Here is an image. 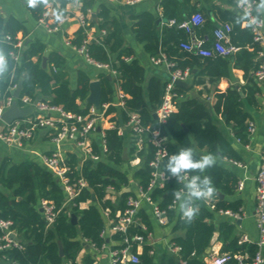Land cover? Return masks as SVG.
Wrapping results in <instances>:
<instances>
[{"label": "trees", "instance_id": "trees-1", "mask_svg": "<svg viewBox=\"0 0 264 264\" xmlns=\"http://www.w3.org/2000/svg\"><path fill=\"white\" fill-rule=\"evenodd\" d=\"M76 2L77 0H57L53 10L54 25L58 24L61 18L69 16L67 6ZM82 2V12L87 16V9L92 2L90 0ZM189 2L190 0H185V3ZM160 4L161 16L146 13L139 17L135 28L137 39L145 44V50L151 57H158L161 53L165 54L167 61L174 64L172 71L189 69L191 72L196 69L197 72L193 75V86L205 88L208 84H216V103L213 106L215 116L223 118L234 131L236 138L242 143H247V123L251 115L245 110L241 90L247 95L246 103L256 106V95L260 92V86L253 77V73L260 68L261 62L256 61V58L262 49L255 42L252 29L242 26L243 18L240 16L214 8L212 10L214 18L219 16L222 23L232 25L231 45L240 50L229 57L217 59L200 57L179 47L180 41H187L188 36L176 26L166 27L175 33L171 45H161L158 20L161 17L164 18L165 24L169 26L170 20L181 22L184 15L182 13L183 4L179 0H163ZM30 6L38 20L44 17L47 11L44 1H38L37 4ZM197 11L206 13L195 7L192 9L193 13ZM100 16L103 22L98 26L99 36L96 41L89 40L88 31L93 25H88L80 27L71 43L80 48L86 41H89L87 45L89 57L98 63L109 64L111 69L118 73V77L114 80H110L106 73L99 75L98 78L103 85L101 105L114 103L116 89L119 87L127 96L126 108L138 113L144 126L152 131H160L163 137H167V147L171 152L176 153L177 146L189 147L195 142L199 149L207 148L209 153L238 162L240 156L237 150L220 128L214 124L206 105L198 99L179 100L176 111L169 115L164 124L154 119V113L163 103L168 82L152 78L145 86V67L133 59V53L130 50H123L121 23L114 19L110 20L107 9H103ZM256 16L260 19L259 13H256ZM204 17L205 22L202 26L214 31L216 27L210 24V16L208 15L207 18L209 22L205 14ZM104 31L105 35L102 34ZM20 32H23L24 39H26V32L16 20L5 19L0 14V51H3L7 61L6 69L0 75V103L13 97L14 90L23 79L18 99L20 107L25 106V98L34 103L41 96V104L59 108L66 114L88 116L92 107L86 102L90 92V76L84 72L79 73L77 88L72 90L69 78L60 69L65 60L58 54H51L48 58V66L43 68L45 45L35 40L26 47L24 45L22 48L15 47L21 41L18 39ZM207 46L210 44L207 43ZM16 56L19 57L18 60ZM232 61H234L235 68L244 71L247 84L240 89L230 85L222 90L223 87L220 89L219 83L221 80L230 79L229 64ZM190 90L179 86L174 87V91L180 97H185ZM116 112H119L118 108L111 106L108 114ZM123 117L126 121L125 114ZM28 119L34 120V116ZM73 122L68 121V123ZM78 126L81 127L80 124ZM104 134L107 149L105 155L102 154L100 146L93 143L94 152L102 155L101 161L94 163L86 159L80 165L78 157L74 154L67 155L64 161V165L70 169L67 175L70 185L76 184L79 180L87 184L85 187L78 188V195L71 201L67 200L66 190L62 189L63 185L57 181V177L48 168L33 162L17 165L12 159L0 156V219L13 222L12 229L21 239L22 245V248H9L1 251L0 264H78L77 257L84 248V242L96 249H102L106 245L105 233L108 219L117 220V214L124 213L128 208L129 200L139 197L135 192L125 189L130 186L131 179L121 167L136 157L141 158L142 164L135 168L132 177L143 191H147L153 172L150 163L154 159L156 148L148 143L147 147L139 150L134 137L127 146L126 137L120 134L118 128L106 129ZM126 148H128L129 158L127 161L124 160ZM193 174L197 173L189 175ZM200 175L212 177L216 188V194L213 196L216 204L215 209H211L207 206L200 207V203L197 202L199 214L191 224L181 219L179 207L170 208L174 201L172 191L181 187L175 179H169L164 187L149 192V196L158 207L166 211L169 219L168 225L173 224L172 233L175 237L171 242L181 248L180 257L164 256L161 264H179L180 260L185 264H207L205 260L207 250L216 233L219 234L218 240L222 244L221 253L230 256L228 264H238L237 256L253 258L258 251L257 245L241 243L233 221L225 219L218 224L214 222L220 210L241 213V201L229 202L219 196V194L225 197L234 195L239 182L237 175L218 164ZM110 189L119 192L116 202L108 198ZM93 196L95 200L92 199ZM90 201L91 205L83 209L82 205ZM43 202L54 207L55 218L52 225L48 224L44 211L40 210ZM73 215L77 217V224L72 223ZM137 218L138 223L131 226L128 233L131 237L143 236L148 242L149 234L153 232L150 217L145 210L140 209ZM143 226L147 228L146 232L142 229ZM124 238L125 235L122 233L113 235V240L118 243H121ZM148 243L143 245V252L139 254V243L133 241L132 253L139 256L140 262L126 261L125 264H154V256L151 254L152 246ZM60 245L64 251L63 257L60 255ZM124 247L125 245H119L113 247V250H120ZM85 264H93V261L86 258Z\"/></svg>", "mask_w": 264, "mask_h": 264}, {"label": "crops", "instance_id": "crops-1", "mask_svg": "<svg viewBox=\"0 0 264 264\" xmlns=\"http://www.w3.org/2000/svg\"><path fill=\"white\" fill-rule=\"evenodd\" d=\"M82 1L83 0H77L76 3L68 5L67 11L69 13V16L67 17L66 21L59 25L58 30L50 31L47 28V25H50V27L52 28L57 25H54L53 11L44 20V23V21H42L41 19L38 20L32 13L30 6L32 4L29 3V0H0V14L5 19L16 20L23 28V31L26 32V39H24L23 32H20L18 35V39L23 42L24 47H26L30 42L39 40L46 47L45 57L47 58V66L48 58L51 54H58L65 60L64 65L61 66L60 69L69 78L72 90H75L77 88L78 76L81 72L89 75L91 81L99 80L98 77L101 73L111 75V80H114L115 78V76H113L111 72L107 70L97 69L96 67L91 65L83 57V55L79 54L76 51L75 46L72 43V45L67 44V41L72 42V40L75 38V34L81 27L79 16L83 14ZM90 1L92 2V4L87 9V19L89 25L93 26L88 33L89 40H97L99 36L98 26L103 22L100 13L103 9H107L110 14V20L114 19L121 23L123 31L122 38L124 41L123 50H130L133 53V59H136L146 69V78L144 85L146 86L148 81L152 78H159L163 82H169L171 77V69L166 67V65L164 64H153L151 62L150 54L145 50V44L137 39V35L135 33L136 24L141 15L146 13L157 14L160 16L162 15L160 1L144 0L136 5H127L123 0ZM179 1L183 4L182 13L184 15V19H187L192 15V9L195 7L206 12L204 14L207 21L208 15L210 16V24L215 28L219 24H222V19L219 16H216V18H214L212 16V10L214 8H219L222 11H229L243 18L242 26L246 28L245 17L243 13L238 9L237 4L234 2V0H190L189 3H185V0ZM257 13L260 14V19L264 20V12L257 11ZM160 21L161 22L158 23V35L161 45H171L175 33L170 31L169 29H166V27L170 26H167L165 24L166 20L164 18L161 17ZM105 34L106 32L103 35ZM195 34L198 37H207L209 38V41L213 40V31L205 26H202L200 29H196ZM259 46L262 48L260 52H264V47H262L260 44ZM114 58H116V56H114ZM256 61H260L261 64L264 63V56H260L258 54ZM232 63L235 80L231 79V77L229 80H221L219 83V88L221 89L223 87L222 90H225L230 85H234L238 89H240L247 84L244 78V71L242 69L235 68L234 61H232ZM196 72V69L191 71L189 77L184 81L188 84L187 89L191 90L185 94V97H180L179 100L181 101L185 98H195L206 105L207 109L211 113L214 124L218 128H220V130L223 132L228 141L233 145V147L237 150L240 156V160L236 162L237 164H234L233 161L224 159L218 155L216 164L233 171L237 175L239 182H244V187L242 190H238L236 188L234 195L230 197L224 196L223 198L229 202H242L240 213L241 218L234 221L231 217L218 213L214 222L215 224H218L220 221H223L225 219L233 221L235 223L236 234L240 237V239L245 238L246 241L244 243L256 244L259 239V231L256 224V177L259 172L262 157L264 155V82L256 81L260 86V92L256 95V106H251L246 103L247 95L241 90L242 98L245 102V110L251 115L249 122H254L256 125V131L252 135V137L248 138L247 143H242L236 138V136L234 135V131L225 123L224 119L217 117L214 114L213 106L216 103V84H208L205 88L201 86H193V75ZM39 97L40 101L41 96ZM30 107H33V113L25 117L24 119L19 120L20 122H26L31 116H34L36 118L42 115H46L48 117H52V119L54 120H58L60 118V114L57 112L40 110L35 102L32 104H27L21 108L27 109ZM5 126L6 125L4 123H0V133L4 131ZM99 129L100 130H97L92 134L90 140L92 144L96 143L101 147L103 143V133H105L106 129H109V122L103 121ZM123 133L126 137V145L129 146L133 136L126 125L123 127ZM147 144L148 142L145 141L142 149L147 147ZM58 147L64 157H67V155L69 154L76 155L78 157L80 165L83 163L86 157L84 151L85 149L79 146L78 141L74 138L63 139ZM58 147L57 144H55L54 141L50 138L49 131L45 129L36 132L32 139L25 140L22 146H9L5 144L4 141L0 138L1 158L8 157L12 159L14 164L17 165L25 162H33L42 167H46L44 164V157L52 154V152L56 151ZM191 147L196 150L197 155L209 153L207 148L199 149L195 142H193ZM179 149L180 147L177 146L176 151H178ZM126 150L128 154V148H126ZM141 164L142 159L136 157L131 161H128L121 167L122 171L127 172L131 179L130 186L125 187V189L135 192L137 196H139V185L137 182L133 181L132 176L135 168L140 166ZM57 181L59 182L58 178ZM118 196L119 192L110 189L108 198L116 202ZM90 205L91 201L83 204L82 208L86 209ZM141 209L147 212L153 227V232L150 233L151 237H149L148 241L152 246L154 264H161L162 258L164 256H177L176 253H173L170 250V245L171 243H173L171 241L173 237H175V235L172 233L173 224H167L165 226L159 224L154 217L153 206L149 203L143 202L141 205ZM110 228V220L108 219L107 231L105 233L106 245L102 249H96L87 242H84V248L77 257L78 264H85L86 258L91 259L93 261V264H113V247L119 246L120 243L113 240L114 234L111 232ZM218 237L219 234L216 233L212 240L210 248L207 250V256L205 258L207 264H212V257L222 254V244L221 242H219ZM138 252L139 254L143 252L142 244L139 245Z\"/></svg>", "mask_w": 264, "mask_h": 264}, {"label": "built area", "instance_id": "built-area-1", "mask_svg": "<svg viewBox=\"0 0 264 264\" xmlns=\"http://www.w3.org/2000/svg\"><path fill=\"white\" fill-rule=\"evenodd\" d=\"M38 1H44L46 3L47 11L44 17L41 19L44 21L49 14L53 11V7L57 4V0H36L33 4H37ZM127 5H136L141 3L144 0H123ZM160 3L163 0H159ZM237 4L238 9L245 14H248V19L251 20L255 18L256 22L251 23L250 27L255 34V42L264 47V20L258 19L256 16L257 9L255 8L257 3L260 0L250 1L247 5H240L238 0H234ZM67 17L61 18L59 23L55 27H50L47 25V28L50 31H56L59 28V25L66 21ZM79 22L81 27H87L89 25L87 16L81 14L79 16ZM205 22L204 14L200 11L193 13L189 18L184 19L181 22L176 20H170L168 25L170 27L176 26L179 30L185 32L188 36L187 41H181L179 47L189 53L194 55L217 59L220 57H229L239 51L238 48L231 45V33L232 25L230 23H222L216 26L213 31V40L209 41L207 37H198L195 34L196 29L200 28ZM45 23V21H44ZM248 23V20H245V24ZM89 33V31H88ZM103 34L105 33L102 32ZM89 41H86L84 45L80 48L75 47L76 51L83 55V57L94 67L101 70H107L111 72L113 76L118 77V73L111 69L109 64H102L92 60L88 55V45ZM207 43L210 46H207ZM68 45H72L71 41H67ZM23 42L19 41L15 47L22 48ZM260 56H264V52L259 53ZM19 57L16 56V60ZM151 62L155 65L164 64L169 69L174 67V64L167 61L165 54L161 53L158 57H151ZM190 70L185 71L171 70V77L165 89L163 96V103L161 107L156 112L158 115V120L160 123L164 124L171 113H173L177 108V102L180 99V96L174 91L176 81H185L189 75ZM254 78L258 82H264V63L260 65V68L254 72ZM126 98L127 96L121 91L119 87L116 89V100L114 103H106L101 105L100 109H96L94 106L91 107L90 113L86 117L76 116L71 114L64 113L61 109L55 107H49L47 105L37 104L40 110L57 112L60 114L58 120L52 119L46 115L39 117H34V120H27L26 122H15L12 125H7L3 122L2 116L4 112L11 106L14 101V97L8 98L0 103V123H4L5 129L0 133V138L4 141L5 144L9 146H22L25 140H30L34 137L36 132L40 130H48L49 135H55L51 139L57 144V147L61 141L65 138H74L78 141L79 146L83 147L85 150L86 157L84 160L89 159L94 163L101 161L102 155L96 154L93 150V144L91 143V136L95 133L103 121L109 122V129L118 128L121 135H124L123 128L120 127L119 116L125 114L126 121L125 125L129 128V131L132 133V136L135 138L137 146L141 150L145 141L151 143L156 148V153L154 159L151 161L150 166L153 168L152 178L150 186L147 191H143L139 187V197L137 199L131 198L128 203V208L124 213L117 214V220H110L111 232L122 233L125 235L124 240L120 245H125L123 249L113 250V264H125L126 261L139 263V256L132 253V242L137 241L139 245H144L148 243L145 241L143 236H133L131 237L128 233V230L131 226L138 223V211L141 209L143 202L149 203L153 206V214L159 224L165 226L168 224V217L166 211L161 210L157 203L154 202L149 196V192L153 191L156 188L164 187V184L169 180L161 175L163 172L162 164L166 161L167 157L171 154L168 147V138L163 137L160 131H152L149 127L143 125L141 117L138 113L129 111L126 108ZM30 99L25 98L24 104H32ZM111 106L118 108L119 112L108 114V111ZM123 113V114H122ZM124 118V117H123ZM112 119H115L114 121ZM74 121L73 123H68V121ZM81 127L78 126V124ZM124 125V126H125ZM256 131V125L254 122L248 123V138H251ZM158 133V135L156 134ZM105 134L103 133V143L100 147L102 154L105 155L107 152L105 142ZM239 140V139H238ZM240 141V140H239ZM67 157H64L61 153L59 147L52 154L44 157L45 166L58 178L59 182L65 187L67 192V200L71 201L74 197L78 195V188L85 187L87 184L83 180H79L76 184L70 185V179L67 177L70 169L64 165V161ZM234 164H237L234 162ZM244 187V182L240 181L238 183V190H242ZM205 206L215 209L216 199L214 197L204 200ZM179 207V202L173 201L170 206L171 209H177ZM42 209L45 214L46 221L49 225H52L55 218L54 207L53 205L48 204L47 202L42 203ZM108 214V213H107ZM219 214L229 216L234 221L241 218L240 213H235L231 210H220ZM256 224L259 231V239L256 242L258 251L253 258L247 256H237L236 259L238 264H264L263 250H264V155L262 157V162L259 168V172L256 177ZM13 222L8 220L0 219V252L9 248H22L21 243L15 241L10 237V235L17 233L12 229ZM145 232L147 228L143 226L142 228ZM18 236V235H17ZM151 237V234H149ZM246 239H241V243L245 242ZM148 244L151 245L149 242ZM170 250L173 253H176L179 256L181 248L175 243H171ZM152 254V251H151ZM180 257V256H179ZM230 256L228 254H221L215 257H212V264H228ZM179 264H185L180 260Z\"/></svg>", "mask_w": 264, "mask_h": 264}, {"label": "clouds", "instance_id": "clouds-1", "mask_svg": "<svg viewBox=\"0 0 264 264\" xmlns=\"http://www.w3.org/2000/svg\"><path fill=\"white\" fill-rule=\"evenodd\" d=\"M36 0H29L30 4H34ZM240 5H247L249 0H238ZM258 12H264V0H260L257 8ZM245 20L248 23L245 26H250L256 22L255 18L248 19V14H245ZM7 61L3 51H0V75L6 69ZM158 135V133H156ZM217 154L207 153L197 157L196 150L189 147H181L176 153L167 157L166 162L162 164V176L166 174L167 179H175L181 185L180 188L172 191L174 200L179 202V210L181 219L186 223L191 224L199 214V201H204L212 198L216 194L212 177L210 175H200L206 173L217 163ZM190 173H197L189 175Z\"/></svg>", "mask_w": 264, "mask_h": 264}, {"label": "water", "instance_id": "water-1", "mask_svg": "<svg viewBox=\"0 0 264 264\" xmlns=\"http://www.w3.org/2000/svg\"><path fill=\"white\" fill-rule=\"evenodd\" d=\"M95 18V15H94ZM161 21L158 20V23H160ZM42 67L46 68L47 67V58L45 57L43 59V63H42ZM229 73H230V77L231 79L235 80V75L233 72V63L231 62L229 64ZM108 78L111 80V75H108ZM22 82L23 79H21V82L19 83V86L16 88V90L13 93V97H14V101L11 104V106L4 112L3 116H2V120L5 124L7 125H12L13 123H15L16 121H19L21 119H24L25 117L31 115L33 113V107L24 109L21 108L18 104V99L20 97V92H21V88H22ZM175 86H179V87H184V88H188V84L184 81H176L175 82ZM90 92L89 95L86 99V102L88 104H91L92 106H94L96 109H100L101 107V98H102V93H103V85H102V81L101 80H96V81H91L90 85ZM40 101L39 99L35 101V104H38ZM155 120H158V115L157 113H154L153 115ZM119 125L121 128L124 127V120H123V116L120 115L119 116ZM100 130V129H98ZM186 131H188L187 128H185ZM124 160L127 161L128 160V154H127V150L125 149L124 151ZM62 189L65 190V187L62 186ZM220 197L223 199L224 195L220 194ZM93 200H95V197L93 196L92 198ZM200 203V207H205V202L204 201H199ZM41 212H43V209H40ZM72 223L77 224V217L75 215L72 216ZM10 237L12 239H14L15 241L21 243V239L16 235V234H11ZM60 255L63 257L64 256V251L62 246L60 245Z\"/></svg>", "mask_w": 264, "mask_h": 264}]
</instances>
